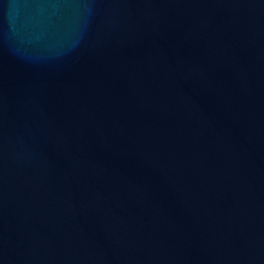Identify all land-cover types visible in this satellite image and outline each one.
<instances>
[{
    "label": "water",
    "instance_id": "1",
    "mask_svg": "<svg viewBox=\"0 0 264 264\" xmlns=\"http://www.w3.org/2000/svg\"><path fill=\"white\" fill-rule=\"evenodd\" d=\"M0 264H264V0H0Z\"/></svg>",
    "mask_w": 264,
    "mask_h": 264
}]
</instances>
